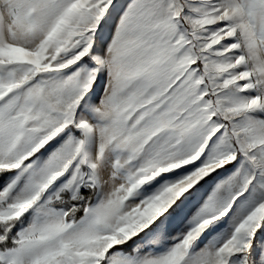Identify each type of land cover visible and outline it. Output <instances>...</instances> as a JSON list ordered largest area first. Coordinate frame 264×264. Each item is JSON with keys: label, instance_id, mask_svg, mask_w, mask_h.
<instances>
[{"label": "snow or ice", "instance_id": "obj_1", "mask_svg": "<svg viewBox=\"0 0 264 264\" xmlns=\"http://www.w3.org/2000/svg\"><path fill=\"white\" fill-rule=\"evenodd\" d=\"M0 264H264V0H0Z\"/></svg>", "mask_w": 264, "mask_h": 264}]
</instances>
